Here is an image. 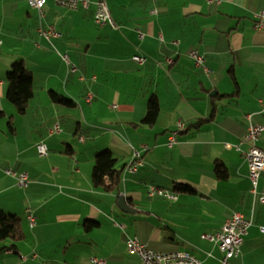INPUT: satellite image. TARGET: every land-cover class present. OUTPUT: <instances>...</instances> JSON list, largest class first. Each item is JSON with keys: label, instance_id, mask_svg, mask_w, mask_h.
<instances>
[{"label": "crops", "instance_id": "0c3cea01", "mask_svg": "<svg viewBox=\"0 0 264 264\" xmlns=\"http://www.w3.org/2000/svg\"><path fill=\"white\" fill-rule=\"evenodd\" d=\"M107 2L115 27L96 26L94 6L73 11L47 0L43 25L59 34L49 41L39 34L38 12L27 0H0V212L25 219L18 253H1L5 264H90L92 257L140 264L128 251L131 237L158 251H186L203 264H221L222 252L202 235L220 231L234 212L252 225L230 264H264V173L254 194L246 146L238 148L248 115L264 123V30L254 27L264 0ZM137 55L148 62L135 63ZM16 60L34 79L25 115L7 98L6 77ZM51 91L76 106L54 102ZM153 95L160 112L150 126L142 121ZM68 109L75 121L59 116ZM57 123L67 124L69 137L50 133ZM179 123L184 130L169 148ZM39 143L48 146V156L39 155ZM259 146L264 151V134ZM106 149L117 158L112 192L92 183L95 155ZM136 151L142 165L128 173ZM5 169L27 173L28 186L20 187ZM151 185L178 200L150 198ZM122 196L133 212L119 207ZM87 220L98 226L87 232ZM26 240L31 248L21 247Z\"/></svg>", "mask_w": 264, "mask_h": 264}, {"label": "built area", "instance_id": "2783aa9c", "mask_svg": "<svg viewBox=\"0 0 264 264\" xmlns=\"http://www.w3.org/2000/svg\"><path fill=\"white\" fill-rule=\"evenodd\" d=\"M30 8L36 10L39 15V28L38 32L41 36L47 40H51L52 37H56L59 34L53 26L44 27L43 18L45 17V6L47 0H27ZM55 3L61 7L69 10H88L91 6H94V23L98 27L111 26L115 27V21L108 6L107 0H54ZM210 1V0H209ZM255 29L264 30V9L259 11L255 16L254 22ZM2 46V40L0 38V51ZM199 65L203 64V57L199 56L196 52L194 55ZM62 58L66 63L71 66V61L68 55H63ZM133 61L139 65H143L148 62L147 56L137 55L133 57ZM168 63L171 64L172 60L168 59ZM75 67L73 68V71ZM90 99V97H89ZM261 105L264 106V99L261 101ZM248 126L244 135L241 138L238 148L246 146V150L243 152L247 158L249 166V178L252 182V192L256 194L257 183L264 173V151L260 148L259 142L264 134V123H254L252 116L248 115ZM184 130V125L179 123L178 128L171 132L168 141V147L173 148L178 141L180 133ZM61 132V126L57 123L51 130V134ZM38 153L41 157L48 156L49 149L45 143H39L37 145ZM142 165L141 153L136 151L133 154L132 162L125 167V171L128 173H135L138 167ZM5 172L17 179L18 185L22 188H26L29 184L28 174L19 173L13 169H5ZM147 194L150 198L162 197L171 201H177L178 196L169 190L162 189L151 185L148 187ZM260 202L264 204V194L260 196ZM31 226L35 225V217L32 214L28 215ZM252 225V220L245 218L241 213L234 212L226 220L222 229L216 233H207L202 235V239L213 243L218 246L223 256L221 264H230V261L239 256L241 252V246L244 242V238L248 233V229ZM123 228V226H121ZM264 232V227L261 228ZM127 248L132 255H136L140 264H203L196 256L189 252L174 251L165 252L158 251L150 247L149 244L141 242L137 237H131L127 239ZM91 264H107L106 260L98 257H92L90 259Z\"/></svg>", "mask_w": 264, "mask_h": 264}, {"label": "trees", "instance_id": "16d2710c", "mask_svg": "<svg viewBox=\"0 0 264 264\" xmlns=\"http://www.w3.org/2000/svg\"><path fill=\"white\" fill-rule=\"evenodd\" d=\"M8 100L15 106L19 115H25L31 101L35 96L33 73L28 69L23 60H16L7 73ZM51 99L65 107L73 108L76 106L72 99L61 96L54 91L49 93ZM160 112V104L155 95L151 96L147 104L146 117L143 124L154 125ZM215 114L213 110L212 116ZM202 122V120L200 121ZM200 123L196 124L198 126ZM11 130H14L12 122L9 123ZM117 158L109 149L98 152L94 158V167L92 172V183L94 187L101 188L107 192L114 191L116 185L115 175ZM218 177L223 179L226 173L223 166L218 164L216 167ZM176 190L183 193H195V191L186 185H176ZM98 226L97 222L87 220L84 228L87 232ZM24 233L20 217L16 215H7L0 212V241H10V245L0 247V254L7 250L18 253V244L23 241Z\"/></svg>", "mask_w": 264, "mask_h": 264}, {"label": "rangeland", "instance_id": "374dc122", "mask_svg": "<svg viewBox=\"0 0 264 264\" xmlns=\"http://www.w3.org/2000/svg\"><path fill=\"white\" fill-rule=\"evenodd\" d=\"M62 109H66L65 107H62ZM66 111H68V112H66ZM64 112L65 113H63L64 115H59V116H64L65 117V119L67 120V121H75L74 119L76 118V112H74V110H72V109H68V110H64ZM35 124H37V122L35 121L34 122ZM27 124V123H26ZM61 126V132H64V133H66V134H68V137L70 136V131H69V129H68V127H67V124H63V125H60ZM29 130H30V128H27L25 125H23V127H21V131H23V133H24V135L26 134V136H28L29 135ZM36 132L37 131H40V128H36V129H34ZM62 139V138H61ZM79 142H78V140L77 139H75V140H73V145L75 146V148H77L78 147V144ZM7 215H10V213H7ZM20 218H21V220H23V224L25 223V219L22 217V216H19ZM46 242H48V241H46ZM24 242H22V244H20L21 245V247H23L24 249H26V248H31L32 246H33V244H28L27 243V240L25 241V243L23 244ZM10 244V241L9 240H6V241H0V247H4V246H8ZM23 245V246H22ZM49 245V244H48ZM5 255L4 254H0V264H5V262H4V259L2 258V257H4ZM18 258V257H17ZM233 261V260H232ZM232 261H230V263L232 262ZM29 264H31V262L29 263ZM37 264H49V263H47V262H42V261H40V262H38ZM91 264V263H90Z\"/></svg>", "mask_w": 264, "mask_h": 264}, {"label": "water", "instance_id": "95a60500", "mask_svg": "<svg viewBox=\"0 0 264 264\" xmlns=\"http://www.w3.org/2000/svg\"><path fill=\"white\" fill-rule=\"evenodd\" d=\"M119 207L125 212V213H131L132 210L129 209V207L126 204V198L124 196L120 197L119 199Z\"/></svg>", "mask_w": 264, "mask_h": 264}, {"label": "bare ground", "instance_id": "6f19581e", "mask_svg": "<svg viewBox=\"0 0 264 264\" xmlns=\"http://www.w3.org/2000/svg\"><path fill=\"white\" fill-rule=\"evenodd\" d=\"M184 252H186V251H184Z\"/></svg>", "mask_w": 264, "mask_h": 264}]
</instances>
